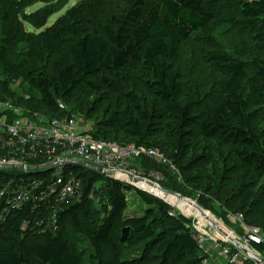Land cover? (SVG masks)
Segmentation results:
<instances>
[{"label": "trees", "instance_id": "16d2710c", "mask_svg": "<svg viewBox=\"0 0 264 264\" xmlns=\"http://www.w3.org/2000/svg\"><path fill=\"white\" fill-rule=\"evenodd\" d=\"M225 4L238 6L250 29L264 24V0H0L1 23L9 24L12 12L23 21L0 32V102L20 107L22 113L27 109L28 115L48 122L71 120L79 133L98 141L157 149L165 163L140 158L131 165L161 172L169 192L202 197L208 208L217 200L224 213L241 215L245 225L264 233V130L258 127L264 114V58H249L243 46L234 50L236 59L211 54L209 65L222 77L206 111L185 93L182 74L173 68L181 47L199 39ZM36 5L40 7L31 11ZM90 9L100 12L101 21L88 17ZM106 9L112 13L108 15ZM54 15L60 16L46 28ZM23 23L44 30L28 34ZM227 23L233 26L237 20ZM27 35L35 38L36 45L27 51L32 57L25 67V60L13 59L16 48L29 47ZM62 46L67 57L49 74L47 60ZM101 73L113 78L102 75L92 83ZM13 79L26 85L20 95L9 87ZM245 85L261 105L250 103ZM94 92L101 95V114L92 104L82 108L85 96ZM94 173L77 172L81 202L68 204L58 214L55 233L23 228L29 202L10 209L6 217L0 211L6 218L0 225V264H204L208 260L190 219L123 178L98 182L100 173ZM4 175L0 171V184L10 180ZM95 185H101L95 192L99 207L92 210L88 196ZM130 192L146 209L127 218L133 203ZM124 228L128 233L121 243L122 231L114 238V229ZM139 247L138 256L121 258L123 249ZM251 247L264 252V245ZM106 248L110 256L104 254Z\"/></svg>", "mask_w": 264, "mask_h": 264}, {"label": "built area", "instance_id": "2783aa9c", "mask_svg": "<svg viewBox=\"0 0 264 264\" xmlns=\"http://www.w3.org/2000/svg\"><path fill=\"white\" fill-rule=\"evenodd\" d=\"M28 114L30 112L22 113L20 108L8 102H0V171L19 169L30 175V170H35L36 174L35 180H17L15 176L8 175L10 180L0 184V205L4 206L0 211L6 214L5 217L10 209L21 207L28 202L31 204L23 228H27L29 221L37 217L55 225L59 219L58 214L68 204L73 203L68 202L69 197L75 195L78 203L81 202V179L76 175L78 170L68 168L71 164L88 168L84 165L86 163L96 169H102L104 174L119 181L125 178L124 181L131 182L132 176L160 186L157 182L158 175L152 177L154 180L148 179L141 174L139 168L131 165V162L140 158L165 163L166 158L157 149L98 141L89 134L79 133L77 125L71 120L59 119L48 122L35 114ZM88 198H92V193ZM176 200L179 202L177 198ZM166 203L180 211L177 206ZM177 213L180 215L178 211ZM3 214H0V225L6 219L2 218ZM44 214L49 216L45 219ZM171 215L174 216L172 213ZM192 216H187L189 217L187 219H193ZM233 217L243 229L240 238L234 240L246 250V255L234 254L230 257V251L233 249L222 247L217 256L224 259L230 257L228 263L241 261V264H245L251 257L249 252L260 256L251 246L264 245V233L255 227L245 225L241 215ZM193 229L197 233L196 238L199 237V229L197 227ZM197 243L201 248L202 241L199 238ZM211 255L210 251L208 258L214 261L215 258L210 257Z\"/></svg>", "mask_w": 264, "mask_h": 264}, {"label": "rangeland", "instance_id": "374dc122", "mask_svg": "<svg viewBox=\"0 0 264 264\" xmlns=\"http://www.w3.org/2000/svg\"><path fill=\"white\" fill-rule=\"evenodd\" d=\"M75 5V2H71L69 4L70 7H73ZM39 5H36L31 8V11H35L39 8ZM108 9L104 10L107 11ZM88 17H91L92 20L95 19L96 21H101L100 12L93 11L92 9L89 10ZM108 15L112 13L111 11H107ZM99 13V14H98ZM62 14V13H61ZM60 15H54L50 18V20L47 23V27H50L59 17ZM100 16V19H99ZM237 20V24L231 26L227 22L231 19ZM22 21V18L20 16L15 15L12 12V20L9 24H3L0 22V32L4 30L12 29L15 24H18ZM25 31L28 34H38L42 32L44 29L36 30L34 28H31L28 24L23 23ZM262 35V37H261ZM27 37L30 39L29 47H27L25 50H19L16 48L14 51L15 57L13 61L15 63H20L25 60L24 66L27 67V64H30L29 60L32 57L31 53H27V51L30 50V48L34 47L36 43L34 42L35 39L32 36ZM258 37H261L259 39ZM199 39H196L194 41H191L185 45H183L180 49L179 58L175 63L173 64V68L182 74V81H183V88L185 93L188 94L195 102L199 104L198 109H201V111H206V106L210 105L209 99L211 101H214L215 94L217 93V80L220 79L222 76L216 74L214 71H212L211 66L209 65L208 57L211 54H216L220 56H230L232 58H237L234 50L240 49L241 46L245 48L247 51V55L249 58H264V24L253 26L252 29H250L249 26L245 25L242 22V19L239 15V7L233 4H225L219 8L215 12V19L214 22L208 27V29L201 33L200 36H198ZM35 44V45H34ZM66 51L62 47H59L57 52L54 53L52 58L47 60V69L48 73L54 72V66H56V63L58 61H63L66 59ZM50 69V70H49ZM105 75L107 79H112L113 76L111 74L107 73H101L98 76L93 77L92 83L96 84L100 80V76ZM23 82V81H22ZM85 86V85H84ZM83 86V87H84ZM9 87L13 89L12 91L19 93V95L22 93L24 88L26 89V85L24 83H21V81L17 80H11L9 83ZM245 94L250 95L249 100L250 103L254 106L261 105L259 99L254 96L252 93V89L250 90L247 85L244 86ZM85 101L83 103V109L86 107H89V104H92L93 108H96V113L100 112L101 114L103 111V104L101 95H99L98 92L89 93L87 96H85ZM148 100H150L148 98ZM155 104V102L153 101ZM151 104V103H150ZM20 108V107H19ZM22 109V108H21ZM24 112H27V109H22ZM82 119V118H81ZM81 126H84L83 122H80ZM258 127L261 130H264V114L261 115V120L258 123ZM87 128V127H86ZM135 165L140 169V164L135 163ZM68 168L78 170V172H86L90 176L92 174H96L94 172H97L90 168H81L77 165H68ZM144 174V176L148 177V179L154 180L155 178H152L153 176L158 175L159 180H157L158 184L160 185L164 191L169 192L167 189V179L166 177L161 173L154 170L151 171H144L140 169ZM5 175H17L19 172H22V170L19 169H12V170H4L2 171ZM31 172H35V170H30ZM149 173H151V176H149ZM176 176L178 173L175 171L173 172ZM98 175V174H97ZM172 175V174H171ZM36 176V174H34ZM173 176V175H172ZM106 177L103 174L99 175V181L102 182ZM226 178L230 180L232 178V172L228 173ZM226 182L224 183V185ZM101 185H95V189L92 190V198L91 200V209L95 210L97 207H99L97 202V193L96 190L99 189ZM136 188L141 190L142 192L145 191V193H150L154 195L155 197L165 200L166 202L173 204L174 206H177L180 211L184 214H181V212L177 209V211L180 213V215H183L186 218H189L187 216L193 215L192 226L197 227L199 229L198 233L200 234L199 238L202 241V245L200 251L205 257H209V252L211 251L212 256H214V261L212 259H209L204 261V264L213 263L216 264H241V261H235L233 263H228L230 261V257L234 254H240L246 255L244 251H242L241 246H237L236 244L229 242V240H234L236 238H240V236L243 233V229L238 222L235 221V218L228 214L224 213L222 209L217 205V200L213 199L215 201L214 203L210 204V208L206 207L203 201L202 197L198 199H194L193 197H180L184 200H180L179 202L176 200V198L172 195H166L162 191H160L157 187L150 186V185H142L141 183H137L136 185L133 184ZM144 190V191H143ZM81 193V192H80ZM131 193V192H130ZM196 191L194 192V194ZM131 201L133 202L131 204V209L127 210L125 213V216L127 218L135 217V214L133 213L138 211L139 213L142 212V214L145 212L146 207L140 202L139 200H135V196L133 193H131ZM201 195L200 193H196V195ZM74 202L78 203V198L74 195L69 197L68 202ZM163 201V202H165ZM89 202V203H90ZM218 202V203H217ZM216 203V204H215ZM199 207L201 210L197 209ZM175 211V208H173ZM64 211V210H63ZM62 211V212H63ZM61 212V213H62ZM176 212V211H175ZM44 218L46 219L49 214H44ZM214 222L221 223L223 225L222 232L217 231L215 228ZM64 223L69 224V222L66 220ZM60 225V220L58 219L55 225L51 223H47L46 220H43L41 218H35L34 220H30L28 227L29 229L33 231H39L43 233L45 230H51V233H55ZM205 225V226H202ZM27 227V228H28ZM54 228V229H53ZM222 228V227H221ZM26 230V229H25ZM123 230V229H122ZM121 229H114V238H117L119 236L118 234L121 233ZM224 230H227L228 234L225 233ZM231 233L232 237H230ZM225 240V241H224ZM222 241V242H221ZM238 242V241H237ZM228 243V244H227ZM240 245V244H239ZM232 248L233 250L230 251V257L227 259H224L223 257L217 256V254L222 250L221 248ZM241 247V248H240ZM207 252V253H206ZM141 253V247L133 249V250H127L123 249L121 251V258L123 259H129L133 256H138ZM104 254L106 256L111 255V250L109 248H106L104 251ZM256 258L249 257L248 262H245V264H262L264 262L258 254H254ZM241 259V258H240Z\"/></svg>", "mask_w": 264, "mask_h": 264}, {"label": "water", "instance_id": "95a60500", "mask_svg": "<svg viewBox=\"0 0 264 264\" xmlns=\"http://www.w3.org/2000/svg\"><path fill=\"white\" fill-rule=\"evenodd\" d=\"M85 166H87L88 168L90 169H93L101 174H104V171L102 169H96L86 163H84ZM130 179H131V182L132 184L136 185L137 183H141V184H148L150 186H154V187H157L160 191H162L163 193H165L166 195H172L174 196L175 198H177L178 200H183V198L180 197V195L174 193V192H167V191H164L163 189H161L159 186H157L155 183L151 182V181H148V180H142V179H138V178H135V177H132L130 176ZM197 209L201 210L199 207H197ZM202 211V210H201ZM127 233H128V228H125L122 230V237H121V243H124L125 242V238L127 236ZM229 242H232L234 244H236L237 246H240L239 243L236 241V240H229ZM241 248V247H240ZM242 251H244L246 253V250L242 249ZM262 264H264V262H262Z\"/></svg>", "mask_w": 264, "mask_h": 264}, {"label": "bare ground", "instance_id": "6f19581e", "mask_svg": "<svg viewBox=\"0 0 264 264\" xmlns=\"http://www.w3.org/2000/svg\"><path fill=\"white\" fill-rule=\"evenodd\" d=\"M140 172H142L141 170H140ZM34 174H35V172H31L30 173V175H28L27 173H23V171L22 172H19L17 175H10V176H15V178L17 179V180H24V179H30V180H35L36 178H35V176H34ZM101 174V173H100ZM142 175H144L143 173H141ZM106 178H110V176H108L107 174H103ZM149 176H151V173H149ZM123 179H125V178H123ZM138 179H141V178H138ZM130 182V181H129ZM131 184H132V182H130ZM142 185H147V184H142ZM214 224H216L215 222H214ZM222 227V228H221ZM215 228L217 229V231H221L222 232V229L224 228L223 227V225L221 224V223H217L216 225H215ZM125 229V228H124ZM225 231V233H227L228 234V232H227V230H224ZM229 234H230V236L232 237V235H231V233L229 232ZM249 255L251 256V257H253V258H256V256L254 255V253L253 252H249Z\"/></svg>", "mask_w": 264, "mask_h": 264}, {"label": "crops", "instance_id": "0c3cea01", "mask_svg": "<svg viewBox=\"0 0 264 264\" xmlns=\"http://www.w3.org/2000/svg\"><path fill=\"white\" fill-rule=\"evenodd\" d=\"M260 256H261L262 260L264 261V252L263 253H260Z\"/></svg>", "mask_w": 264, "mask_h": 264}, {"label": "clouds", "instance_id": "9594fccd", "mask_svg": "<svg viewBox=\"0 0 264 264\" xmlns=\"http://www.w3.org/2000/svg\"><path fill=\"white\" fill-rule=\"evenodd\" d=\"M161 188V187H160ZM162 189V188H161ZM144 191V190H143ZM145 192V191H144ZM148 193V192H147ZM154 196V195H153ZM155 197V196H154ZM157 198V197H156ZM159 199V198H158ZM162 200V199H161ZM162 201H164V200H162ZM166 203V202H165ZM258 253V252H257ZM260 254V253H259Z\"/></svg>", "mask_w": 264, "mask_h": 264}]
</instances>
